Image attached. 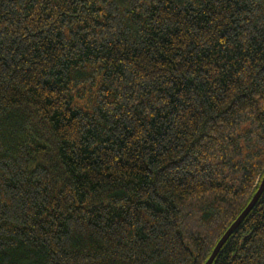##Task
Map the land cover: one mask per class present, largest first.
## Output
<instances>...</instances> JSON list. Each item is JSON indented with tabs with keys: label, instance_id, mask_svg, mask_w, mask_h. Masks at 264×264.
<instances>
[{
	"label": "trees",
	"instance_id": "obj_1",
	"mask_svg": "<svg viewBox=\"0 0 264 264\" xmlns=\"http://www.w3.org/2000/svg\"><path fill=\"white\" fill-rule=\"evenodd\" d=\"M263 176L264 0H0V264H204Z\"/></svg>",
	"mask_w": 264,
	"mask_h": 264
},
{
	"label": "water",
	"instance_id": "obj_2",
	"mask_svg": "<svg viewBox=\"0 0 264 264\" xmlns=\"http://www.w3.org/2000/svg\"><path fill=\"white\" fill-rule=\"evenodd\" d=\"M264 190V176L261 178L259 187L255 194L252 196L250 202L245 207V209L240 213V215L236 218V220L230 225V227L225 231V233L222 235V237L218 240L215 247L213 248L211 254L209 255L208 259L204 264H212L215 257L217 256L218 252L226 242V240L229 238V236L239 227L241 222L244 220L246 215L250 212V210L253 208V206L256 204L257 200L261 196L262 192Z\"/></svg>",
	"mask_w": 264,
	"mask_h": 264
}]
</instances>
